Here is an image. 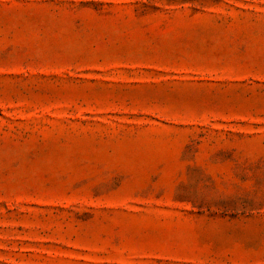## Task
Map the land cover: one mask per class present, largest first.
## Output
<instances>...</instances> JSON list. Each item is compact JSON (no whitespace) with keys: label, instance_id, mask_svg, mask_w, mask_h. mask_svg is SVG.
<instances>
[{"label":"rangeland","instance_id":"obj_1","mask_svg":"<svg viewBox=\"0 0 264 264\" xmlns=\"http://www.w3.org/2000/svg\"><path fill=\"white\" fill-rule=\"evenodd\" d=\"M0 264H264V0H0Z\"/></svg>","mask_w":264,"mask_h":264}]
</instances>
